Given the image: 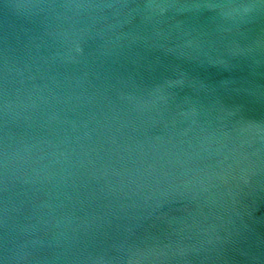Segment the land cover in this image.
Instances as JSON below:
<instances>
[{
	"label": "water",
	"instance_id": "water-1",
	"mask_svg": "<svg viewBox=\"0 0 264 264\" xmlns=\"http://www.w3.org/2000/svg\"><path fill=\"white\" fill-rule=\"evenodd\" d=\"M0 264H264V0H0Z\"/></svg>",
	"mask_w": 264,
	"mask_h": 264
}]
</instances>
